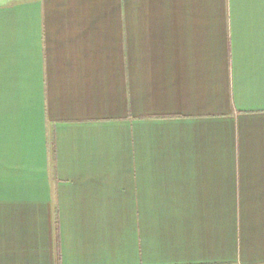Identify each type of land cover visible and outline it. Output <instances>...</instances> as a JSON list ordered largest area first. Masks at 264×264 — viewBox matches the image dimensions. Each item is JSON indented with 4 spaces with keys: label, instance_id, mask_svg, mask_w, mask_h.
Here are the masks:
<instances>
[{
    "label": "crops",
    "instance_id": "obj_1",
    "mask_svg": "<svg viewBox=\"0 0 264 264\" xmlns=\"http://www.w3.org/2000/svg\"><path fill=\"white\" fill-rule=\"evenodd\" d=\"M0 264H264V0H0Z\"/></svg>",
    "mask_w": 264,
    "mask_h": 264
}]
</instances>
